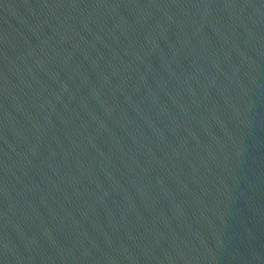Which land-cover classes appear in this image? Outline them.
<instances>
[{
	"label": "water",
	"instance_id": "obj_1",
	"mask_svg": "<svg viewBox=\"0 0 264 264\" xmlns=\"http://www.w3.org/2000/svg\"><path fill=\"white\" fill-rule=\"evenodd\" d=\"M0 264H264V0H0Z\"/></svg>",
	"mask_w": 264,
	"mask_h": 264
}]
</instances>
